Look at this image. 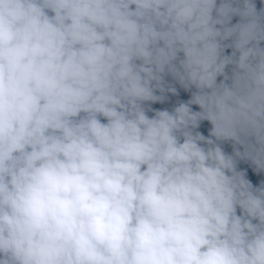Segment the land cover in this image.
Listing matches in <instances>:
<instances>
[{
	"label": "clouds",
	"instance_id": "1",
	"mask_svg": "<svg viewBox=\"0 0 264 264\" xmlns=\"http://www.w3.org/2000/svg\"><path fill=\"white\" fill-rule=\"evenodd\" d=\"M0 264H264V0H0Z\"/></svg>",
	"mask_w": 264,
	"mask_h": 264
}]
</instances>
